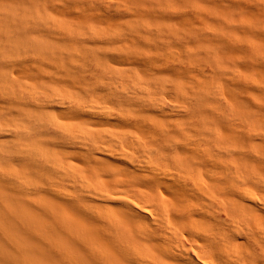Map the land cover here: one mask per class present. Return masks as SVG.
Segmentation results:
<instances>
[{"label":"bare ground","instance_id":"1","mask_svg":"<svg viewBox=\"0 0 264 264\" xmlns=\"http://www.w3.org/2000/svg\"><path fill=\"white\" fill-rule=\"evenodd\" d=\"M264 264V0H0V259Z\"/></svg>","mask_w":264,"mask_h":264},{"label":"snow or ice","instance_id":"2","mask_svg":"<svg viewBox=\"0 0 264 264\" xmlns=\"http://www.w3.org/2000/svg\"><path fill=\"white\" fill-rule=\"evenodd\" d=\"M0 264H16L15 261L11 260V259H0ZM52 264H64L63 261L60 262H52Z\"/></svg>","mask_w":264,"mask_h":264}]
</instances>
